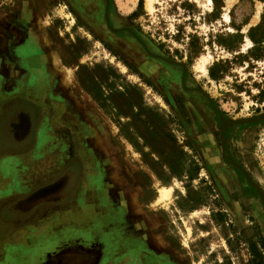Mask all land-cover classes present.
<instances>
[{"label":"rangeland","instance_id":"obj_1","mask_svg":"<svg viewBox=\"0 0 264 264\" xmlns=\"http://www.w3.org/2000/svg\"><path fill=\"white\" fill-rule=\"evenodd\" d=\"M16 9L45 51L44 71L52 50L71 68L67 83L44 73L102 134L115 180L133 185L135 208L165 254L177 264H241L253 243L264 256V0H153L151 8L145 0H0V26L16 20ZM251 26L259 44L247 34ZM216 63L224 71L212 78ZM128 85L144 104L175 116L178 144L200 167L191 181L157 179L120 133L115 120L126 118L113 103ZM217 211L222 222L211 215Z\"/></svg>","mask_w":264,"mask_h":264},{"label":"crops","instance_id":"obj_2","mask_svg":"<svg viewBox=\"0 0 264 264\" xmlns=\"http://www.w3.org/2000/svg\"><path fill=\"white\" fill-rule=\"evenodd\" d=\"M19 9L10 35L0 36V264H177L145 226L133 185L115 180L107 149L89 144L92 124L53 100L61 95L43 74L45 52L27 29H14L29 23L22 14L31 6ZM19 98L64 116H30L15 133L12 111L4 113Z\"/></svg>","mask_w":264,"mask_h":264},{"label":"trees","instance_id":"obj_3","mask_svg":"<svg viewBox=\"0 0 264 264\" xmlns=\"http://www.w3.org/2000/svg\"><path fill=\"white\" fill-rule=\"evenodd\" d=\"M258 26L249 28L247 34L254 44L259 43L253 37V32ZM241 36L240 33L234 37ZM228 50H233L235 46L228 43L223 44ZM237 46V45H236ZM224 67L216 63L209 68V75L217 78L222 75ZM90 92V91H89ZM93 96L104 106L106 103L101 97V89H95ZM108 96H111L109 94ZM121 103H113L117 113L124 115L126 120L121 122L116 119L120 133L133 146L140 151L143 162L149 170L160 181L166 182L172 178L181 179L183 177L191 181L199 170V165L195 161L192 153H189L182 145L178 144L177 138L170 127L178 124L175 116L158 106H149L142 102L141 92L136 85H128L118 92ZM140 143V144H139ZM190 149V144L187 143ZM148 148V150H145ZM214 219L219 222L224 220L225 212H212ZM227 243L231 247V242L227 238ZM262 250L264 243L260 242ZM241 264H264L263 252L258 250L255 244H250L247 248V257Z\"/></svg>","mask_w":264,"mask_h":264},{"label":"flooded vegetation","instance_id":"obj_4","mask_svg":"<svg viewBox=\"0 0 264 264\" xmlns=\"http://www.w3.org/2000/svg\"><path fill=\"white\" fill-rule=\"evenodd\" d=\"M6 23L3 24L2 26H0V36L1 37L2 36L7 37L6 33L9 34L12 31V30L10 32L6 31V29H9L11 26L8 23L7 24ZM14 29H16L15 31L17 33L21 32L24 29H27L29 31L30 30V24L28 23L27 25H23V24L21 25V24H18V22H16V24L14 25ZM1 30L4 32L3 34H1ZM29 35L31 37H33L36 41L37 47L35 49L37 51H41L42 49L39 48V45L37 43V38L35 37V35L30 33V31H29ZM17 45H22V43H20V44L18 43ZM17 47L19 48V46H17ZM21 49H22L21 52H23V50H24L23 47H21ZM22 70L23 69H21L19 71H22ZM43 74H45L44 70H43ZM52 78L53 77L49 76L46 78V80L48 81L49 85L54 87V84L50 83V79H52ZM58 91L59 90H56L55 94H57ZM19 99L20 100L18 102V106L15 107V105H12V108L7 110L8 113L11 111H12L11 113H13L11 116L13 117V120H15V122L12 124V127H13V130L15 133H20V132H23L25 130L26 125L29 122L30 116H31V118L33 117L35 120L36 119L39 120V119L43 118L44 116L48 117V118H52V117L53 118H59V116H64V112L62 110L60 111L59 109L53 107L51 103H48L45 105H36V104L32 103L30 100H27L25 98H19ZM53 100H58V102H62V98H58V97L53 99ZM42 110H44V111H42ZM43 112H45L46 114L45 113L43 114ZM60 119H62V118H60ZM59 121H61V120H59ZM61 122H64V119H62ZM70 126H71V128H69V132L71 131V136H72V133L74 134V131H73L74 125L71 124ZM75 145H76V141L73 140L72 143H70V145L68 146V148L75 149L76 148Z\"/></svg>","mask_w":264,"mask_h":264},{"label":"bare ground","instance_id":"obj_5","mask_svg":"<svg viewBox=\"0 0 264 264\" xmlns=\"http://www.w3.org/2000/svg\"><path fill=\"white\" fill-rule=\"evenodd\" d=\"M145 1H146V6L151 8V3H152L153 0H145ZM207 1L210 2L211 0H207ZM225 18H227V15H225ZM45 68H46V73L48 75H50L52 73H56V74L60 75V79L64 83L69 82V80L71 78V68L66 66V65H64V64H62L60 62L59 56L53 50L49 51L47 53V67H45ZM199 68L204 71L203 65L199 66ZM88 138H89V144L93 148H96V149H99V150H104L105 149V147L102 145V141H101L100 136L98 135L97 131L94 129L93 126H91ZM168 192H169V190H168ZM166 195H167V189L165 187H161V188L158 189V199L161 200Z\"/></svg>","mask_w":264,"mask_h":264},{"label":"water","instance_id":"obj_6","mask_svg":"<svg viewBox=\"0 0 264 264\" xmlns=\"http://www.w3.org/2000/svg\"><path fill=\"white\" fill-rule=\"evenodd\" d=\"M261 117H264V115H263V116H261Z\"/></svg>","mask_w":264,"mask_h":264}]
</instances>
